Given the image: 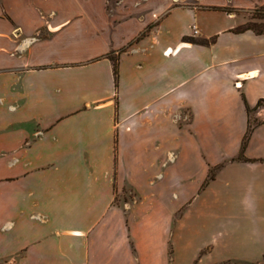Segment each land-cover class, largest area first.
<instances>
[{"label": "crops", "instance_id": "crops-1", "mask_svg": "<svg viewBox=\"0 0 264 264\" xmlns=\"http://www.w3.org/2000/svg\"><path fill=\"white\" fill-rule=\"evenodd\" d=\"M106 2L0 0V264H259L264 0Z\"/></svg>", "mask_w": 264, "mask_h": 264}, {"label": "rangeland", "instance_id": "rangeland-1", "mask_svg": "<svg viewBox=\"0 0 264 264\" xmlns=\"http://www.w3.org/2000/svg\"><path fill=\"white\" fill-rule=\"evenodd\" d=\"M175 5L181 4L178 0H173ZM107 5L110 7L113 4L119 3V0H107ZM186 3V4H185ZM184 5H188L189 3L193 2H185ZM262 6L255 8L254 10L250 11H243V10H235L233 11L230 9L229 14L234 16L238 20V26L236 27V31H242L246 27H257V29H261L264 27V19L260 18L262 14ZM229 10V9H228ZM252 122V121H251ZM220 264H244L238 262H224ZM259 264H264V260L261 261Z\"/></svg>", "mask_w": 264, "mask_h": 264}, {"label": "trees", "instance_id": "trees-1", "mask_svg": "<svg viewBox=\"0 0 264 264\" xmlns=\"http://www.w3.org/2000/svg\"><path fill=\"white\" fill-rule=\"evenodd\" d=\"M223 10L227 11L225 9H223ZM261 10H262V14H261L260 18L264 19V5H262V9ZM244 30H252L256 34H264V27L261 28V29H257V27H255V26L254 27H250L249 26V27H246L245 29H243L242 31H244ZM185 40H188V41H190L192 43L208 44L207 41L198 42V41H196V40H194L192 38H187ZM113 71H114V75L116 77L117 76V62L116 61H114V63H113ZM262 103H264V101H259L258 105H261ZM247 111L250 112V109H249L248 106H247ZM252 130H253V126H252L251 123H249L248 128H247V132H246V134H245V136L243 138L242 144H241V153H240L239 157L237 158V160L248 161L247 159L244 158L243 152H244V150L246 148V145H247V142H248V139L250 137V134H251ZM214 173H215V170H211L210 171L209 179H213L214 178Z\"/></svg>", "mask_w": 264, "mask_h": 264}, {"label": "built area", "instance_id": "built-area-1", "mask_svg": "<svg viewBox=\"0 0 264 264\" xmlns=\"http://www.w3.org/2000/svg\"><path fill=\"white\" fill-rule=\"evenodd\" d=\"M196 32H197V31H196V29H195V30H194V33H196ZM165 54H166V55H169V54H168V51H166ZM235 85L238 86L239 84L236 83Z\"/></svg>", "mask_w": 264, "mask_h": 264}]
</instances>
